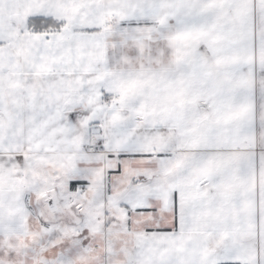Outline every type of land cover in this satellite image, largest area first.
Masks as SVG:
<instances>
[{"label": "snow or ice", "instance_id": "1", "mask_svg": "<svg viewBox=\"0 0 264 264\" xmlns=\"http://www.w3.org/2000/svg\"><path fill=\"white\" fill-rule=\"evenodd\" d=\"M0 264H264V0H0Z\"/></svg>", "mask_w": 264, "mask_h": 264}]
</instances>
